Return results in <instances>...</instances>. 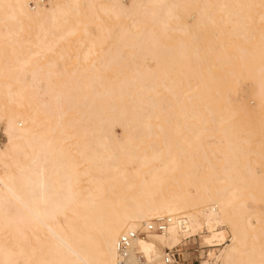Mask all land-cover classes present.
Returning <instances> with one entry per match:
<instances>
[{
  "label": "bare ground",
  "instance_id": "1",
  "mask_svg": "<svg viewBox=\"0 0 264 264\" xmlns=\"http://www.w3.org/2000/svg\"><path fill=\"white\" fill-rule=\"evenodd\" d=\"M63 2L75 12L92 11L98 24L84 17L78 27L62 28L57 19L67 8L55 0H45L46 6L51 3L52 24H0V41L15 44L10 54L0 48V119L5 116L13 140V155L4 164L9 169L0 175V264H115L119 237L129 231L145 233L133 240L130 261L142 255L152 264H167V249L202 233L208 246L228 237L217 254L209 255L213 264H264V30L250 29L253 4L234 0L237 10L224 8L234 21L230 41L241 64L239 72L229 69L235 86L227 96L235 115L252 112L247 97H253L258 124L252 116L239 123L233 114L234 128L202 126L208 136L220 131L223 164L201 172L202 163L191 157L203 152L202 137L182 136L173 124V104L153 92L173 90L168 74L190 50L191 42L173 40L176 25L194 40L190 28L207 24L210 17L203 11L210 15L216 7L209 10L207 0ZM0 11L7 21L16 17L14 7L3 9L1 0ZM96 26L114 36L113 47L96 48L102 43ZM254 31L259 44H252L250 54L263 60L257 67L244 55L248 47L242 43ZM78 33L91 34L84 59L98 51L96 68L87 67L80 77L74 74L68 42ZM208 47L215 61L225 60ZM133 61L147 65L149 79L131 72ZM125 70L129 74L117 80ZM98 85L117 102L97 103ZM26 91L37 99L42 118L20 103L18 96ZM35 122L43 127L38 130ZM157 139L167 144L165 153ZM203 160L210 163L206 155ZM184 161L190 169L181 166ZM130 162L140 163L145 172L136 177ZM164 217L171 219L165 230H147L151 221Z\"/></svg>",
  "mask_w": 264,
  "mask_h": 264
},
{
  "label": "rangeland",
  "instance_id": "2",
  "mask_svg": "<svg viewBox=\"0 0 264 264\" xmlns=\"http://www.w3.org/2000/svg\"><path fill=\"white\" fill-rule=\"evenodd\" d=\"M55 1H58V7L67 8L62 9L57 19L58 24H61L62 28L68 24L78 27V24H80L78 21L82 20L84 17L89 19L91 24H98L99 20H97L96 15L87 8H81L80 12H75L69 7V5H66L63 0ZM1 2L3 4V9L14 7L17 12L15 19L7 21L3 18V12L0 11V24H37L38 21L42 24H52L53 22L50 18L52 11L49 9L51 3H48V7L45 4V0H1ZM207 2L209 3V10L214 9L215 7L216 8L212 13H210V15L207 9L203 11V17H210L207 24L204 26L199 25L197 28H190V31L193 30L195 32L194 40L191 36H189L188 31H184L182 29L181 25H176V28L172 32L173 40H175L178 36V38H183L188 42H191L189 44L190 50L186 53V55H183L174 62L173 70L168 74V78H170V82L173 84V90H158V93H156L157 91L153 92L159 100L168 101L173 104V109L176 114L173 124L177 127L182 136L186 137L188 135H192L202 137L201 149L203 152L199 151L191 157L192 162L194 161L197 165L202 163L203 166L199 168L201 172H205L213 166L217 169L222 167L223 158L218 152V148L221 146L217 138V136H220V131H217L215 135L208 136V131L203 130L202 126H216L217 130L231 126L233 128L235 127V121L232 117L233 114L235 115L234 107L231 105L227 96L228 88L235 86L233 75L230 74L229 69L235 67V70L238 72L241 69L239 57L230 41L233 30L232 24H234V21L233 18L227 17L228 14L224 10V8H230L235 11L238 9L239 5L235 3L234 0H207ZM261 2L262 0H245V2L243 0L245 5L252 3L255 8L252 12L249 11L248 15L250 29L254 26L256 29L264 30V18L261 16L264 6ZM59 28L60 30H58V33L61 31V27ZM96 29L98 30L96 33L99 32V30L102 32V36H99L102 43L99 46H96V48H99V50H105L108 47H113L115 41L114 36L105 33L99 29V26H96ZM116 30L117 26L114 27L113 32ZM249 33H251V30ZM90 35L78 33L68 39L72 48V68L74 70V74L78 77L81 76L83 72L82 70L87 69V67L95 69L97 66L96 61L93 60V56L94 54H98V51L96 53L89 54L87 59L83 58L84 53L88 50V38ZM242 39V37L238 38L239 41ZM1 40L3 41H0V48L1 46H4L6 54H10L13 51L15 44L11 45L4 42V39ZM254 42H256L257 45L259 44L257 31H254V35L242 43L248 47V50L244 55L249 59L250 63L252 62L254 67H257V65L259 66L263 60L250 54L252 44ZM198 44L200 48L197 49L196 45ZM208 45L212 46L214 51L218 52L225 58V60H222L221 63L215 61L210 56L211 52L209 51ZM20 56L21 54H18V57ZM91 62H94L93 66H90ZM133 62L134 63L130 65V70L132 69L131 72L138 73L145 76L146 79H149L150 71L146 68V64H148V66H152L153 62L146 60V64H144L146 67L142 66L137 61ZM261 71L264 73V68ZM128 72L130 71L125 70L123 74L116 76V79H124L126 75L129 74ZM111 77L112 76H110V78ZM103 82L106 84V81ZM97 88L98 91L95 93L97 103H103L105 107H108L111 103L117 102L113 95L104 92L101 85H98ZM27 92L28 91L23 93L21 96H18L20 103H24L23 105L32 111L36 119L42 118L43 112L39 107L37 99L35 96H31V94ZM200 92L202 93L201 98L199 96ZM247 99L249 105L253 107V111L248 114L240 110L236 113L237 116H235L238 118L239 123L244 122V120H248L250 116H252L254 123L258 124L256 118H258L259 112L254 108L256 100L253 99V97H251V99L250 97H247ZM72 116L74 119L77 118V114L75 112L72 113ZM160 117L161 116L158 114V119ZM185 120L191 121L193 124L186 123ZM34 125L38 130L43 127L40 123L36 122ZM76 126L77 125H74L73 127ZM81 127L82 126H80L79 129ZM154 129L158 134L159 128L154 127ZM114 131L118 134L121 132V129L119 127H115ZM12 141L13 140L9 138L5 129V116H2L0 119V175L6 173L9 169L6 165L10 163L11 157L9 156L13 155V151L11 149ZM157 145L163 149L162 152L165 153L164 148L167 144L163 143L162 140L157 139ZM144 146L145 144L141 145V147ZM73 155L77 159H81V155L78 154L76 150H74ZM145 155H149L148 149H146ZM204 155L210 159V163L203 160ZM3 156L5 159H3ZM19 156L21 157L22 155L19 154ZM121 163H123V160L120 161V164ZM4 164L6 165L4 166ZM130 164L136 174V177L137 174L141 175L142 172H145L143 170L145 167L141 166L140 163L130 162ZM181 166L184 169H190V162L184 161ZM9 167L11 170L16 172L15 166L13 167V165H11ZM91 173H88L89 176ZM227 243L228 237L221 243L214 242L211 246H208L203 241L202 233H199L195 235L194 238L192 237L189 241H183L173 249L176 250L179 264H213L214 261H212L211 258L209 260V255L211 254V256H214V254H217L218 250Z\"/></svg>",
  "mask_w": 264,
  "mask_h": 264
},
{
  "label": "built area",
  "instance_id": "3",
  "mask_svg": "<svg viewBox=\"0 0 264 264\" xmlns=\"http://www.w3.org/2000/svg\"><path fill=\"white\" fill-rule=\"evenodd\" d=\"M171 222V219L168 217L156 218L147 225V230L150 231H163ZM144 232L136 233L134 231H129L123 233L118 240V252L120 257L115 262V264H152L144 256L138 255L135 261H130L127 259V252L132 245L133 240L140 236H144ZM165 262L167 264H177V253L174 249H167L165 253Z\"/></svg>",
  "mask_w": 264,
  "mask_h": 264
}]
</instances>
